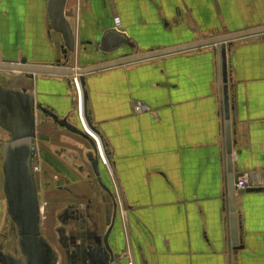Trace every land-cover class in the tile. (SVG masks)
I'll return each instance as SVG.
<instances>
[{"label":"crops","instance_id":"crops-1","mask_svg":"<svg viewBox=\"0 0 264 264\" xmlns=\"http://www.w3.org/2000/svg\"><path fill=\"white\" fill-rule=\"evenodd\" d=\"M47 1L0 0V60L70 61L76 69L264 25V0H66L75 50L65 58L62 37L50 27ZM107 31L126 37L130 46L97 49L94 42ZM226 59L232 168L248 178L246 189L234 194L236 245L226 208L223 83L215 45L85 75L84 125L100 142L107 165L97 156L109 191L98 178L72 170L57 152L62 172L56 191L62 198L45 236L40 226L44 239L54 243L56 226H73L84 257L85 245L110 229L108 243L131 264H264V33L229 43ZM21 75L17 81L45 110L44 116L35 114L42 164L48 167L54 157L50 143L80 159L93 150L87 139L76 142L80 148L52 139L43 142L47 155H38L40 134L55 128L51 113L84 130L72 80L79 76ZM133 101L148 111L134 112ZM38 122L47 128L41 131ZM1 159L0 150L2 174Z\"/></svg>","mask_w":264,"mask_h":264},{"label":"water","instance_id":"water-1","mask_svg":"<svg viewBox=\"0 0 264 264\" xmlns=\"http://www.w3.org/2000/svg\"><path fill=\"white\" fill-rule=\"evenodd\" d=\"M66 0H48L47 14L50 27L60 33L62 37V52L66 58L68 53L75 50V38L72 26L64 15ZM264 33V25L237 32H230L197 40L188 44L174 46L170 48L151 50L143 53L123 56L117 59L95 63L79 68L66 66L59 61L50 64H39L28 62L26 57L18 61L0 60V71L18 72L16 78H21V74H49L56 76H79V82L82 86L85 81V75L88 73L101 71L107 68L125 65L149 58L177 53L190 49H196L215 45L219 54L220 79L223 83V118H224V151L226 162V186H227V210L229 211L230 221V240L236 245L237 222L234 205L233 184L242 172H233L232 168V140L230 130V102L227 93V59L226 51L229 43L236 39L253 36ZM97 49L103 52L110 51L120 45H128V39L114 31L105 32L99 40L94 42ZM74 81V79L72 78ZM35 110L45 111L39 102H36L34 96L27 91L25 87L18 89L8 88L0 83V128L10 134V137L4 141L3 145V193L7 203V213L14 220L17 226V239L21 251L26 258L27 264H54L56 254L44 239L40 232V209L39 200L35 184V174L32 169L33 161L37 158L36 145L34 140L35 131ZM54 120L58 117L56 114H50ZM86 122L92 131H96L91 126L87 118ZM64 127L79 136L86 138L91 146L94 159L91 166L94 174L98 178L101 186L109 191L108 187L101 180L99 174V160L97 156L94 141L88 134L76 125L63 118ZM90 153V155H91ZM105 156L108 158L104 150ZM105 233L103 245H92L87 247L92 253V258L104 259L107 264H129V259L123 257L122 252H114L108 243V234ZM90 252V253H91Z\"/></svg>","mask_w":264,"mask_h":264},{"label":"rangeland","instance_id":"rangeland-1","mask_svg":"<svg viewBox=\"0 0 264 264\" xmlns=\"http://www.w3.org/2000/svg\"><path fill=\"white\" fill-rule=\"evenodd\" d=\"M58 61L60 62L61 60H58ZM70 63L71 62L69 61L66 66H68ZM10 74H11V72H9V71H0V83H2L3 86L8 87V88H15V89H18V88H21L22 86H24L23 84L19 83L16 78L12 77V75H10ZM26 76L29 77L27 74H26ZM20 81H22V80H20ZM135 103H140V102L133 101L132 107L134 106ZM140 104H142V103H140ZM142 105L147 108L144 111H148V107L144 104H142ZM77 109H78V107H77ZM44 113L45 112L40 111V110H35V112H34V114H37V115L39 114V116H44ZM77 116H78V112H77ZM50 117L52 118L51 122L56 129L55 128L54 129H52V128L46 129L47 127L45 125H43L41 122L40 123L38 122V126H39V128L41 127V129H40L41 131L44 128L46 129L44 131V134L43 133H42V135L40 134V140L42 141V143L39 144V148L37 151L38 155L40 154L41 158L43 157V155H47L43 151L45 149L44 146L45 147L48 146V145L43 146V142H47V140L53 139L54 142H61V143L68 141L73 146H75V147L78 146V148H80V146L78 145L79 143H76V142H78V140L82 139L83 141H85L87 143L86 138L80 137L78 135H75V134L65 130L64 129L65 128L64 127V121H61L59 118L57 120H54V118L52 116H50ZM78 121H80L79 117H78ZM35 124H36V118H35ZM3 132H4L3 129L0 128V136H2V137L5 136V134ZM62 132L66 133V135H65L66 138L61 137L60 134ZM34 133H35V131H34ZM34 137H35V135H34ZM62 141H64V142H62ZM1 143H3L2 139H0V144ZM56 144H60V143H56ZM56 144H51V143L49 144V147L51 149L50 151H53V148H54V152H53L54 154H52L54 157H52V160L49 159V161H50L49 166L50 167L49 166L47 167L46 165L42 164V161L39 157L36 158L34 160V163H33V164H36V166H39V171H38V173L35 174V179H36V184H37V189H38V196L40 197L39 200L42 198V200L39 201L40 207L43 208L42 213L40 211V226H41V232L44 236L46 235L45 231L47 229H49V227H50L49 223L51 221V212L54 208H56L55 203H60L61 198H62V196L60 197V195H58L57 191H56V188L58 187L57 184L61 183L60 180H58V176H60V173L62 172V164L57 162V154L58 153L55 149L58 150L59 145H56ZM1 156H2V152H1ZM42 176L43 177L46 176V179H48L47 184L43 183ZM79 186L80 185H76V187H79ZM71 188H73L72 185H71ZM90 189H91V187L88 189V191H90ZM75 190L78 191V189H75ZM233 193H234V191H233ZM44 195H45V197H44ZM5 209H6V202H5V196H4L3 191H2L1 172H0V234H1V238L5 237V239H7V241H9V239L14 240L15 239L14 234H13V232L11 233V231H10V229H11L10 228V222H9V218L7 217ZM54 239H56V237H54ZM50 241L53 243L52 239H50Z\"/></svg>","mask_w":264,"mask_h":264},{"label":"flooded vegetation","instance_id":"flooded-vegetation-1","mask_svg":"<svg viewBox=\"0 0 264 264\" xmlns=\"http://www.w3.org/2000/svg\"><path fill=\"white\" fill-rule=\"evenodd\" d=\"M4 131V130H3ZM5 134L4 137H0V139L3 140V143L0 144V150L2 152V159H3V145L4 141L10 137V134L6 131L3 132ZM65 151V152H64ZM93 150L90 148L86 149V151L83 153V163L81 157L78 156L76 152L73 150H66L64 148L57 150L59 155L64 156L68 160L69 167L72 168V170H79L81 172H86V178L91 179L92 177H96V175L93 172L91 161L94 159V154L91 153ZM63 152V154H62ZM91 153V155H90ZM1 159V164H2ZM100 171V178L103 181L101 170ZM36 174V173H35ZM97 178V177H96ZM3 181V172L1 174V186ZM36 184V179H35ZM36 190L38 194L37 184H36ZM3 191V187H2ZM4 194V193H3ZM39 200V199H38ZM6 202V198H5ZM6 214L9 218L10 222V231L14 234V240L1 238L0 234V264H27L26 258L24 257L21 247L18 243L17 239V226L14 222V220L8 215L7 213V203H6ZM71 216L74 218H77L76 211L71 212ZM68 233V235H65V233ZM73 226H70L67 230L65 228H62L61 226H56L54 229V232L56 234V241L54 243L48 242L54 253L56 254V260L54 264H107L106 261L98 258H92V253L90 250H87V247H90L92 245L98 244L103 245V238L106 231L102 238L95 237L94 240L87 243L85 247L83 248L84 257H81L80 251L82 250L80 247L81 244H78L76 242V238L72 234ZM85 243V242H84ZM83 244V243H82ZM91 252V253H90ZM83 259V262H80ZM45 264V263H44Z\"/></svg>","mask_w":264,"mask_h":264},{"label":"built area","instance_id":"built-area-1","mask_svg":"<svg viewBox=\"0 0 264 264\" xmlns=\"http://www.w3.org/2000/svg\"><path fill=\"white\" fill-rule=\"evenodd\" d=\"M74 84H75V87L77 89V92H78V99H79V102H78V117H79V120H80V123L83 127V129L86 131V133L93 139V141L95 142L96 144V148L98 149V154H99V157L102 161V163L104 165H107L106 163V159L104 158V155H103V152H101L102 148H101V145H100V142L98 140V138L96 136H93V135H90L86 128H85V125H84V117H83V111H82V100H81V93L79 92V88H78V84H79V80L77 79V77H74ZM80 85V84H79ZM147 108L145 106H143L142 104L140 103H135L134 106H133V110L135 112H141V111H144L146 110ZM32 169H33V172L34 173H38L39 171V166H36V164H33L32 165ZM247 175L246 174H242L240 175L238 178H237V181L234 182L233 184V191H234V194L240 192V191H243L246 189L247 187ZM131 264V263H130Z\"/></svg>","mask_w":264,"mask_h":264},{"label":"bare ground","instance_id":"bare-ground-1","mask_svg":"<svg viewBox=\"0 0 264 264\" xmlns=\"http://www.w3.org/2000/svg\"><path fill=\"white\" fill-rule=\"evenodd\" d=\"M16 73H18V72H16ZM78 88H79V92H81L80 91V85L78 84ZM86 128V127H85ZM86 130H87V128H86ZM87 132L90 134V135H93L92 133H90V131L89 130H87ZM94 136V135H93ZM129 264H130V261H129Z\"/></svg>","mask_w":264,"mask_h":264}]
</instances>
